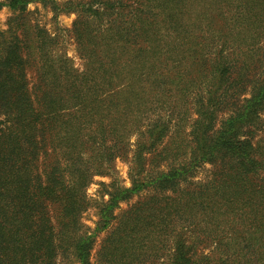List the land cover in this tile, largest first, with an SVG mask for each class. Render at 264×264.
Returning a JSON list of instances; mask_svg holds the SVG:
<instances>
[{"label":"trees","instance_id":"obj_1","mask_svg":"<svg viewBox=\"0 0 264 264\" xmlns=\"http://www.w3.org/2000/svg\"><path fill=\"white\" fill-rule=\"evenodd\" d=\"M34 2L78 14L82 70L33 23ZM3 8L0 264H93L102 233L101 264H264V0ZM118 158L131 186L91 199Z\"/></svg>","mask_w":264,"mask_h":264},{"label":"rangeland","instance_id":"obj_2","mask_svg":"<svg viewBox=\"0 0 264 264\" xmlns=\"http://www.w3.org/2000/svg\"><path fill=\"white\" fill-rule=\"evenodd\" d=\"M4 1V0H0ZM59 4H64L68 1L78 2L79 0H55ZM51 6H44L42 3H31L27 7V11L31 14V19L33 23L39 24L40 27L47 29L52 35L58 37V43L56 44L57 52L63 54L66 57L72 59V64L74 67L82 70L84 68V60L81 58L80 51L78 50V45L72 34L71 30L73 28L74 22L78 18V14L75 12H61L56 15L54 11L51 10ZM14 16L13 12L9 8H3L0 11V34L2 32L7 33L9 30L10 19ZM1 36V35H0ZM5 38V37H4ZM32 70L30 73V78L33 80ZM135 139L133 138L132 141ZM130 164L128 161L118 158L111 164V172L106 176H96L93 183L88 188V196L93 200H101V190L102 183L110 184L116 181L119 185L124 187H130L131 181L129 178ZM211 166L204 165L196 173V180L208 179L210 176ZM142 193L141 195H143ZM140 195H135L128 202H124L117 209L116 213L120 214L123 210H126L131 205L136 203L140 199ZM107 199V197H105ZM98 220L97 210L94 207L88 209V211L83 215V222L91 227H95V223ZM106 233H102L98 236L94 250L92 253L93 264H101L98 262V251L100 249L101 243L103 242Z\"/></svg>","mask_w":264,"mask_h":264}]
</instances>
